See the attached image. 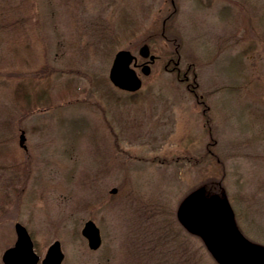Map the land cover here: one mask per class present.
<instances>
[{"label": "rangeland", "instance_id": "374dc122", "mask_svg": "<svg viewBox=\"0 0 264 264\" xmlns=\"http://www.w3.org/2000/svg\"><path fill=\"white\" fill-rule=\"evenodd\" d=\"M142 43L150 72L117 88ZM195 188L264 246V0H0V264L15 222L37 264L54 240L61 264H122L129 240L134 264H219L176 218Z\"/></svg>", "mask_w": 264, "mask_h": 264}, {"label": "water", "instance_id": "95a60500", "mask_svg": "<svg viewBox=\"0 0 264 264\" xmlns=\"http://www.w3.org/2000/svg\"><path fill=\"white\" fill-rule=\"evenodd\" d=\"M138 54L147 58L141 63V72H150V62L155 55L150 53L147 43L138 48ZM136 56L129 49L115 52L108 77L113 85L120 89L134 91L141 86L138 76ZM24 132L19 135V144H24ZM115 192L116 188L110 189ZM178 221L191 233L199 235L207 249L219 264H264V246L251 242L238 229L232 208L226 197L218 194L207 195L202 188L187 193L176 209ZM16 240L6 248L1 256L3 264H36L39 256L33 250V243L26 227L20 222L14 223ZM81 233L86 237L88 247L96 249L101 242L99 228L93 220L84 222ZM63 253L60 242L54 240L41 259L42 264H61Z\"/></svg>", "mask_w": 264, "mask_h": 264}, {"label": "bare ground", "instance_id": "6f19581e", "mask_svg": "<svg viewBox=\"0 0 264 264\" xmlns=\"http://www.w3.org/2000/svg\"><path fill=\"white\" fill-rule=\"evenodd\" d=\"M127 232H128V234L125 233L126 236L123 237L125 239H128V237L131 238L130 236H132V235H135V236H137V238H140V237H143L145 235V233H146L144 230L141 231L140 229L134 228L133 226H132V228L127 229ZM118 246H119V248H118L119 251L122 252V256H121L122 259L121 260H123V261L126 260L127 261V262H123L124 264H126L128 262L130 264H134L137 261L138 254H139L138 252L140 250L137 248V246H133L131 244L130 240L127 241V242L124 241V243H120V244L118 243Z\"/></svg>", "mask_w": 264, "mask_h": 264}]
</instances>
